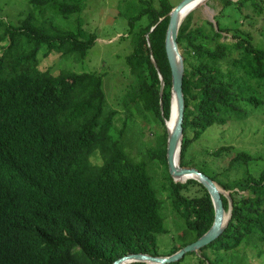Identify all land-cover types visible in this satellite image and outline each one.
Wrapping results in <instances>:
<instances>
[{
    "label": "trees",
    "instance_id": "1",
    "mask_svg": "<svg viewBox=\"0 0 264 264\" xmlns=\"http://www.w3.org/2000/svg\"><path fill=\"white\" fill-rule=\"evenodd\" d=\"M211 1L222 10L216 17L242 20L221 28L196 20L194 10L180 26L185 67L180 164L199 169L230 192L233 207L224 233L189 254L197 256V264H264V171L250 174L253 156L237 152L221 175L187 159L206 131L239 113L241 98L226 83L232 76L224 70L234 69L236 79L256 80L257 92H264V51L250 29L264 20V0ZM87 2L30 0L33 11L16 27L0 18V264H112L128 254L161 256L157 240L170 233L168 211L179 220L173 255L214 223L208 190L194 179L175 182L169 173L165 123L172 72L165 39L175 7L170 0L120 5L129 25L132 52L126 63L133 80L117 97L118 108L109 103L101 74L54 75L39 68L43 48V57L52 51L77 62L87 57L98 39L81 18ZM50 13L79 18L66 29L47 17ZM223 32H231L232 39L222 41ZM121 112L125 116L119 117ZM150 123L158 130L152 129L153 144L144 132ZM140 141L139 152L146 150L149 158L138 161L128 149ZM233 149L220 147L213 155ZM223 175L230 179L220 180ZM223 202L228 211L229 200Z\"/></svg>",
    "mask_w": 264,
    "mask_h": 264
},
{
    "label": "rangeland",
    "instance_id": "2",
    "mask_svg": "<svg viewBox=\"0 0 264 264\" xmlns=\"http://www.w3.org/2000/svg\"><path fill=\"white\" fill-rule=\"evenodd\" d=\"M125 1L127 0H88L87 9L81 15V18L84 28L94 33L98 39L91 47L87 57L77 62L72 59H64L55 51H52L49 56L43 57V53L46 51V48H43L39 55V68L48 69L54 75L61 71L101 74L104 77L103 88L107 99L113 107L118 108L116 106L117 97L120 93L125 92L133 80L126 63V58L132 52L128 33L129 25L126 18L121 15L123 8L120 6ZM181 1L170 0L173 6H177ZM209 2V8L201 6L194 11L196 20H210L215 25L218 23L221 28L227 25L231 26V23L232 27H236L238 23H241L240 20L242 19H237L234 16H232L231 20L216 17L221 13V7L217 2L211 0ZM32 11L33 7L30 4V0H0V18L14 27ZM47 17L54 20L58 27L66 29L74 27L76 19L79 18L78 16H73L70 20H64L62 17L52 13L47 14ZM263 26L264 20L261 24L254 23L250 29L256 37L254 40L256 47L264 51V30L261 32V27L264 28ZM223 36L222 41H230L232 39L231 32H223ZM224 72L232 76V78L230 77L226 80V83L232 86L231 91L234 94H238L241 98L239 113L227 124L214 126L206 131L190 148L187 159L204 166L203 168L208 171L221 175L223 169L228 167L232 158L236 157L237 152H246L254 158L249 164L248 170L252 176L258 177L264 171V92H257L256 80H247L244 75L240 79L233 78L234 69L230 71L224 70ZM250 98L255 100L251 101ZM119 109L123 111L120 107ZM119 115V117L125 116L123 112ZM139 122H141V119H139ZM155 126V124L150 123L145 127V138L148 144H153L156 133L152 129ZM140 145L141 141L128 149L138 161H141L142 157L144 159L149 158L146 150L139 152ZM224 146H232L234 149L216 158L213 153ZM219 179L226 181V179L230 178L223 175L222 177L219 176ZM166 217L168 221V223L166 221V226L170 233L157 240L159 243L158 252L162 257L171 256L169 254L172 252L174 243H180L176 239L178 232L177 223L175 222L179 220L170 211L166 212ZM177 263L197 264L198 260L196 255L186 254ZM251 264H261V261L254 260L251 261Z\"/></svg>",
    "mask_w": 264,
    "mask_h": 264
},
{
    "label": "water",
    "instance_id": "3",
    "mask_svg": "<svg viewBox=\"0 0 264 264\" xmlns=\"http://www.w3.org/2000/svg\"><path fill=\"white\" fill-rule=\"evenodd\" d=\"M210 0H182L168 14L169 26L166 33L165 48L167 58L172 72V106L171 115L176 108V122L172 130L166 127L168 132L167 144V162L169 173L175 182L185 183L190 179H194L201 183L209 192L214 208L215 219L212 227L197 241L185 246L171 256H153L146 253L128 254L112 264H173L181 261L186 254L198 253L201 249L216 241L226 230L232 217L233 202L230 192L227 193L217 182L195 167L181 166V151L184 139V117H185V97L183 93L184 79V57L178 44L179 29L184 19L197 7L206 6L209 8ZM162 21V20H161ZM154 29V28H153ZM153 29L151 31H153ZM153 62L156 64L154 58ZM161 78V95L163 93L165 82L162 75ZM170 115V117H171ZM170 119V118H169ZM178 157V161L176 159ZM227 193V194H226ZM223 197L229 200L228 211L224 207Z\"/></svg>",
    "mask_w": 264,
    "mask_h": 264
},
{
    "label": "bare ground",
    "instance_id": "4",
    "mask_svg": "<svg viewBox=\"0 0 264 264\" xmlns=\"http://www.w3.org/2000/svg\"><path fill=\"white\" fill-rule=\"evenodd\" d=\"M197 8H198V7H197ZM197 8H195V10H196ZM173 106H174L173 113H172L170 119L167 120V121H168V127H169L170 130L173 129V127H174V125H175V122H176V117H177V113H176L175 105H173ZM177 161H178V157H177V159H176V162H177Z\"/></svg>",
    "mask_w": 264,
    "mask_h": 264
}]
</instances>
